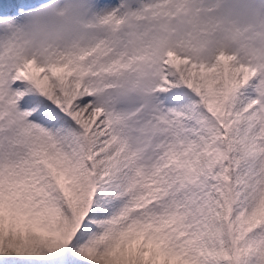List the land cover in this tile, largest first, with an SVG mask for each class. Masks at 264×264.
<instances>
[{"label": "snow or ice", "instance_id": "obj_1", "mask_svg": "<svg viewBox=\"0 0 264 264\" xmlns=\"http://www.w3.org/2000/svg\"><path fill=\"white\" fill-rule=\"evenodd\" d=\"M0 0V264H264V0Z\"/></svg>", "mask_w": 264, "mask_h": 264}, {"label": "clouds", "instance_id": "obj_2", "mask_svg": "<svg viewBox=\"0 0 264 264\" xmlns=\"http://www.w3.org/2000/svg\"><path fill=\"white\" fill-rule=\"evenodd\" d=\"M261 0H242V7L245 9L244 19L252 17L254 8L259 6ZM53 9L61 12L67 11L64 17L57 16L52 9L42 8L34 10L33 15L23 18L22 23L27 28L35 31H56L61 25L76 26L80 19V8L82 0H49Z\"/></svg>", "mask_w": 264, "mask_h": 264}]
</instances>
